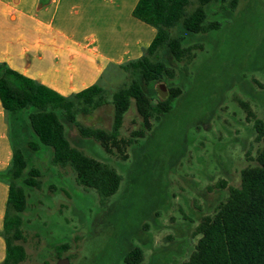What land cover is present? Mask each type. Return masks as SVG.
I'll return each instance as SVG.
<instances>
[{
	"label": "rangeland",
	"instance_id": "obj_1",
	"mask_svg": "<svg viewBox=\"0 0 264 264\" xmlns=\"http://www.w3.org/2000/svg\"><path fill=\"white\" fill-rule=\"evenodd\" d=\"M231 1L218 0L206 7L208 20L220 24L218 30L185 35L187 45H197L194 58L187 66L170 60L174 78L154 86L155 99L166 98L168 88L179 87L182 93L144 138L123 151L127 160L115 148L107 154L97 142L83 139L78 127L109 131L111 94L128 84L129 77L109 64L91 84L104 88L108 104L79 114L78 127L67 126L66 136L85 155L121 175L118 192L107 202L78 186L69 168L53 167L49 148L30 153L22 123L19 127L14 122L8 131L2 111L10 152L13 142L41 173L39 189L23 188L27 208L21 215L24 242L19 243L26 259L20 264H56L63 258L69 264H124L125 255L135 247L144 253L141 264H182L188 259L201 218L226 199L227 187H239L240 171L256 165L263 146L255 141L253 121L264 123V0H235L233 10L228 7ZM40 28L26 18L15 24L0 18V64L26 70L38 83L48 79L52 66L67 77L66 60L50 45L53 34ZM146 49H141V56ZM57 58L61 65L55 66ZM64 75L60 76L65 79ZM140 125L131 104L119 139L129 138ZM7 169L0 170V187L8 188L3 177ZM220 182L226 187L220 188ZM2 189L0 216L7 196Z\"/></svg>",
	"mask_w": 264,
	"mask_h": 264
},
{
	"label": "trees",
	"instance_id": "obj_2",
	"mask_svg": "<svg viewBox=\"0 0 264 264\" xmlns=\"http://www.w3.org/2000/svg\"><path fill=\"white\" fill-rule=\"evenodd\" d=\"M222 3L224 0H220ZM218 0H138L132 16L152 27L155 36L144 54L137 60L113 65L129 77L125 86L111 94L112 123L109 131L84 128L76 125L79 114H90L108 104L105 90L98 84L75 94L62 96L51 88L0 64V105L8 131L14 122L22 123L21 129L30 140L25 145L30 153L42 147L51 150L53 167L69 168L78 186L93 190L99 202L114 196L122 181L118 172L108 164L85 155L73 146L67 136V126H77L83 139H92L108 154L115 148L118 154L144 138L152 130V123L159 122L169 113L172 104L182 91L168 88L164 99H155L154 86L165 79L174 78L169 61L184 62L194 58L197 45H187L186 34H205L218 30L220 24L208 20L206 7ZM236 1L229 4L235 8ZM193 6L192 10L189 7ZM176 32H173L175 31ZM177 33V34H176ZM263 88V85H259ZM134 105L141 125L127 139H119L124 115ZM248 112V116L252 114ZM255 141L263 146L255 158L256 165L240 171L239 187H227L226 199L216 206L211 215H204L195 230L197 237L193 250L182 264H264V123L253 121ZM11 134V133H10ZM22 134L19 137L23 142ZM11 161L3 177L8 193L0 236L5 244L2 264H20L26 259L22 226V213L27 208L23 188L39 189L40 170L29 165L23 151L11 142ZM127 160V155H122ZM26 175V177H24ZM19 183L22 186H19ZM220 188L226 183L220 182ZM65 245L61 246L63 250ZM143 251L135 247L124 257V264H141Z\"/></svg>",
	"mask_w": 264,
	"mask_h": 264
},
{
	"label": "crops",
	"instance_id": "obj_3",
	"mask_svg": "<svg viewBox=\"0 0 264 264\" xmlns=\"http://www.w3.org/2000/svg\"><path fill=\"white\" fill-rule=\"evenodd\" d=\"M137 2L138 0H0V18L9 24L26 18L35 26L53 34L49 40L50 45L54 50L60 51L66 60L64 72L67 77L60 70L53 71L52 66L50 76L45 81L41 80V84L62 96H69L89 87L107 65H122L137 59L141 56V49L150 45L155 30L133 18L132 11ZM39 46L42 44L39 43ZM54 64L61 65L59 58ZM17 72L29 77L26 70ZM62 74L65 79L60 76ZM90 77L93 78L87 81ZM10 161L11 152L0 105V170L9 166ZM0 188L8 193V188ZM5 197L7 200V196ZM0 220L1 231L3 216H0ZM3 261L4 258H1L0 264Z\"/></svg>",
	"mask_w": 264,
	"mask_h": 264
},
{
	"label": "water",
	"instance_id": "obj_4",
	"mask_svg": "<svg viewBox=\"0 0 264 264\" xmlns=\"http://www.w3.org/2000/svg\"><path fill=\"white\" fill-rule=\"evenodd\" d=\"M56 264H69V261L67 259H58V261L56 262Z\"/></svg>",
	"mask_w": 264,
	"mask_h": 264
}]
</instances>
